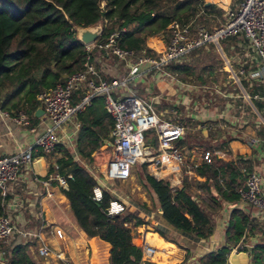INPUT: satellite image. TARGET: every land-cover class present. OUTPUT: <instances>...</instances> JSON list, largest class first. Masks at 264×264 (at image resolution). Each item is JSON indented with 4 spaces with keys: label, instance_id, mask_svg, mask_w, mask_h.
Returning a JSON list of instances; mask_svg holds the SVG:
<instances>
[{
    "label": "crops",
    "instance_id": "obj_1",
    "mask_svg": "<svg viewBox=\"0 0 264 264\" xmlns=\"http://www.w3.org/2000/svg\"><path fill=\"white\" fill-rule=\"evenodd\" d=\"M167 40L151 36L146 40V46L157 53L164 49ZM220 44L222 53L216 50L232 82L221 83L225 87L223 90L214 84V91H206L205 88H211L207 86L209 84L187 82L183 75L178 77L169 72L168 66L181 62L187 55L169 64L164 72L151 69L149 64L134 65L120 61L106 52L93 51L91 62L103 78L129 77L126 86L114 90H117L113 95L115 98H121L132 90L148 102L153 100L154 104H158L162 101L167 107L165 111H170L167 116L159 115L185 127L180 139L187 144L179 148L186 154V163L176 166L166 161L162 180L177 186L183 175L194 176L191 171H184V167L205 163L203 152L210 151L212 159L216 157L237 165L241 177L237 178V183H240L238 187H245L247 172H256L261 177L264 193V74L260 70L256 52L243 34L228 36ZM205 49L209 50L208 47ZM232 52L237 59L230 55ZM239 70H243L244 74H239ZM82 94L83 90L76 91L73 102H78ZM36 103L37 110L41 106L38 100ZM28 109V126H21L12 120L16 110L0 108V155L32 148V162L21 168L17 180L10 184L3 205L5 215L12 219L17 228L34 231L39 237L27 239L16 236L9 243L0 241V264H10L18 246L27 248L28 256L35 264H110V243L98 236L89 237L80 228L68 199L61 192L63 187L56 179V174H59L57 160L64 150L78 160V112L63 125L60 131L62 140L54 153L46 154L36 144L44 130L45 115H35L36 110L31 112V106ZM151 137L152 134H146L145 142L157 152V142H147ZM109 138L110 131L108 138L91 154V162L82 163L92 176L99 169L100 174L95 179L111 199L124 202L126 209L123 214L130 213L144 221L138 225L128 224L134 241L142 249L140 264H199L201 257L222 247L229 250L227 260L230 264H264V211L242 200L238 194L237 199L224 202L215 213L213 232L207 239L184 233L168 224L160 208L153 209L152 201L137 182L135 187L124 183L132 177V171L125 180L112 181L103 177L105 165L101 166L97 155H101ZM206 145L209 147L206 148ZM142 164L147 168L146 163ZM135 190L141 197L133 195ZM56 229L62 230L61 237L56 235ZM145 243L154 248L150 257L144 253ZM41 244L51 250V255L43 257L38 253ZM237 246L241 247L239 252L233 253L232 249ZM56 253H62L64 258L56 257Z\"/></svg>",
    "mask_w": 264,
    "mask_h": 264
},
{
    "label": "trees",
    "instance_id": "obj_2",
    "mask_svg": "<svg viewBox=\"0 0 264 264\" xmlns=\"http://www.w3.org/2000/svg\"><path fill=\"white\" fill-rule=\"evenodd\" d=\"M205 2L0 0V108L27 112L31 106V112H34L39 92L63 82L82 68L87 53L85 45L76 38V26L86 27L101 21L103 31L98 40L117 32V42L121 47L150 54L152 50L146 46V40L151 36L168 39L171 21L186 23L201 14L205 17L223 12L214 3L205 5ZM168 70L181 77L187 73L188 67L174 64L168 66ZM78 119V160L66 150L57 160V172L66 177L72 175V178H67V187L61 192L68 199L80 228L89 237L98 236L110 243L111 264H140L142 249L134 241L128 224L138 225L144 221L130 213L107 215L105 208L111 197L103 192L102 201L92 199V188L99 183L82 163L91 162V154L108 138L112 119L103 107V97L96 96L91 105L78 112ZM147 142L156 144L155 133ZM186 144L181 139L175 143L177 147ZM183 170L195 175H183L177 186L157 180L147 171L145 164L134 166L132 172L152 201L153 209L160 208L169 225L207 239L213 232L215 213L224 202L239 197L238 188L242 186L238 187L237 178H241L240 171L234 162L216 157L211 163L185 166ZM3 214L5 207L0 194V215ZM159 233L165 236L162 231ZM228 252L226 247L209 252L200 258L199 264H230ZM10 264L35 263L30 260L27 248L18 246Z\"/></svg>",
    "mask_w": 264,
    "mask_h": 264
},
{
    "label": "built area",
    "instance_id": "obj_3",
    "mask_svg": "<svg viewBox=\"0 0 264 264\" xmlns=\"http://www.w3.org/2000/svg\"><path fill=\"white\" fill-rule=\"evenodd\" d=\"M202 12L201 9L200 13ZM168 29L169 37L166 45L157 53L152 51L150 54H143L134 49L121 47L117 42V32L109 33L104 39H97L85 45L87 54L82 68L71 73L63 82L37 95L46 118L44 130L36 140L42 151L46 154L54 153L62 140L60 131L63 125L77 112L90 105L94 97L101 95L104 97V107L112 119L109 141L100 152L102 154L106 149L109 151L102 172L105 179L125 180L130 177L133 166L146 163L151 175L157 180H162L166 161L176 166L184 165L186 154L174 142L183 137L185 127L179 122L163 119L151 105L154 104L153 100L150 103L132 90L121 98H115L111 90L126 86L129 77L120 76L110 79L101 77L91 62V53L106 52L120 61L134 65L149 64L151 69L164 72L169 64L181 60L191 51L205 44H212L218 50L217 46L222 47L220 42L223 39L241 33L256 52L260 70L264 74V0H237L234 6L226 10L225 21L211 30L199 23L197 17L186 23L173 20L168 25ZM225 69L228 70V67L226 66ZM239 74H244V71L239 70ZM78 90H83V94L79 101L74 103L73 95ZM27 118L26 112L19 110L12 120L15 124L28 126ZM30 129L34 130L33 127ZM151 129H155L157 152L145 142V132ZM212 155V152L204 151L202 155L204 162L211 163ZM31 162V147L12 154L0 155V194L3 202L8 195L10 184L17 180L21 168ZM94 176L96 178L97 175ZM67 178H72V175L68 174L66 177L56 174V179L63 188L67 187ZM261 184V177L256 172H247L245 187L238 188V194L242 200L264 211V193ZM92 199L96 202L102 201L103 188L100 184L92 188ZM125 209L124 202L113 198L108 201L105 213L116 216L123 214ZM55 232L59 237L62 236L61 229H56ZM16 236L27 239L39 237L34 231L17 228L9 216L0 215V241L9 243ZM240 248L237 246L232 252L238 253ZM153 252L154 248L145 243V255L150 257ZM38 253L47 257L51 255V250L41 244ZM56 257L64 258L62 253H56Z\"/></svg>",
    "mask_w": 264,
    "mask_h": 264
},
{
    "label": "rangeland",
    "instance_id": "obj_4",
    "mask_svg": "<svg viewBox=\"0 0 264 264\" xmlns=\"http://www.w3.org/2000/svg\"><path fill=\"white\" fill-rule=\"evenodd\" d=\"M206 1H211L214 3L218 9H222V13H214L213 15L210 16H205L201 17L203 14L197 17V21L204 25L207 29L211 30L215 27H218L220 24H222L225 21L226 17V10L237 2V0H206ZM208 47L209 50H206L205 48ZM194 51V52H193ZM191 53L187 54V56L181 60V62L176 63V64H188V71L187 73H184V80L187 82H194V83H200V82H205L211 86V88L206 89V91H214V84H217L221 87L223 90L225 87L221 85L223 82H228L229 84L231 82V79L228 77V73L225 72L224 67H223V60L221 58V55L218 53L215 47H213L211 44H208L206 46L200 47L198 49L193 50ZM233 55L238 58L235 54L230 53V55ZM239 56V55H238ZM241 56H239L240 58ZM173 74V73H172ZM179 77V76H178ZM226 84L227 87H229ZM117 92L114 90H111V94L114 95V93ZM161 101V100H160ZM151 103V102H150ZM151 105L154 107V110L163 116H167L170 109L165 111L166 105L161 101L158 104H152ZM167 108V107H166ZM155 129H151L149 131H146V134H152ZM109 151L106 149L101 155H97V160L101 161V166L105 164L107 157H108ZM96 170V168H95ZM99 169L96 171V175L100 174ZM116 182V181H115ZM128 183L130 187H135L136 180H135V175L134 173L132 174V177L128 179L126 182ZM138 190H135L133 192V195L137 198L141 197L140 195L137 194ZM155 216V215H154Z\"/></svg>",
    "mask_w": 264,
    "mask_h": 264
},
{
    "label": "water",
    "instance_id": "obj_5",
    "mask_svg": "<svg viewBox=\"0 0 264 264\" xmlns=\"http://www.w3.org/2000/svg\"><path fill=\"white\" fill-rule=\"evenodd\" d=\"M212 3L211 1H206L205 5ZM103 31V25L101 21H98L90 26L82 27L76 26V38L81 41L84 45L91 44L96 41ZM219 53H222L220 46H217ZM43 113L41 107L35 111V115L40 116Z\"/></svg>",
    "mask_w": 264,
    "mask_h": 264
},
{
    "label": "bare ground",
    "instance_id": "obj_6",
    "mask_svg": "<svg viewBox=\"0 0 264 264\" xmlns=\"http://www.w3.org/2000/svg\"><path fill=\"white\" fill-rule=\"evenodd\" d=\"M150 234V233H149ZM150 236V235H149ZM166 260V259H165Z\"/></svg>",
    "mask_w": 264,
    "mask_h": 264
}]
</instances>
